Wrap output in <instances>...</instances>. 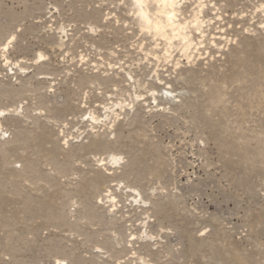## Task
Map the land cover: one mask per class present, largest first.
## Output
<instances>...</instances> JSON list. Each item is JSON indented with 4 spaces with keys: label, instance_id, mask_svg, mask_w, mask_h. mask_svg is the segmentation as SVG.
Listing matches in <instances>:
<instances>
[{
    "label": "rangeland",
    "instance_id": "rangeland-1",
    "mask_svg": "<svg viewBox=\"0 0 264 264\" xmlns=\"http://www.w3.org/2000/svg\"><path fill=\"white\" fill-rule=\"evenodd\" d=\"M173 2L0 0V264H264V0Z\"/></svg>",
    "mask_w": 264,
    "mask_h": 264
},
{
    "label": "bare ground",
    "instance_id": "bare-ground-1",
    "mask_svg": "<svg viewBox=\"0 0 264 264\" xmlns=\"http://www.w3.org/2000/svg\"><path fill=\"white\" fill-rule=\"evenodd\" d=\"M131 5L140 27L152 36L163 39L167 50L173 46L178 48L184 56L189 52L192 53L193 44L191 37L186 33L187 27L180 26L174 21L173 0H131ZM150 8L152 13L149 12ZM192 23V29L201 26L197 19H194ZM109 159L113 164L118 161L115 156Z\"/></svg>",
    "mask_w": 264,
    "mask_h": 264
}]
</instances>
